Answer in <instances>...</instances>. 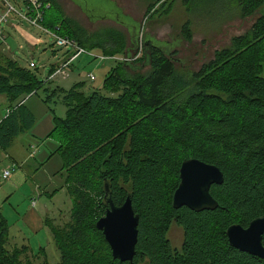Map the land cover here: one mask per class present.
<instances>
[{
    "label": "trees",
    "instance_id": "obj_1",
    "mask_svg": "<svg viewBox=\"0 0 264 264\" xmlns=\"http://www.w3.org/2000/svg\"><path fill=\"white\" fill-rule=\"evenodd\" d=\"M38 1V24L85 49L125 58L140 51L133 60L107 59L113 65L100 89L86 93L82 81L67 89L44 87L56 64L41 80L36 66H20L0 51V94L7 100L0 149L31 128L34 116L24 100L38 89L44 92L42 103L59 97L65 107L63 116L52 115L48 136L56 143L53 154L61 158L55 172L63 171L71 206L60 225L43 219L57 251L56 264H264L229 246L224 233L230 224L245 226L264 212V0H182L199 17L257 13L246 31L231 36L228 45L186 76L175 71L159 44L146 35L137 41V26L128 45L122 30L89 32L65 16L55 0ZM147 2L145 15L158 9L166 14L171 6V0ZM88 8L83 7L90 15ZM179 32L190 39L188 22ZM136 63L148 70H135ZM188 158L213 164L222 174V182L209 187L217 204L213 210L171 204L179 165ZM104 183L114 205L128 196L138 215L131 261L112 258L94 226L107 207ZM172 222L182 232L178 247L167 238ZM7 241L8 224L0 212V264H33L38 257L48 264L43 247L34 255L26 244Z\"/></svg>",
    "mask_w": 264,
    "mask_h": 264
},
{
    "label": "rangeland",
    "instance_id": "obj_2",
    "mask_svg": "<svg viewBox=\"0 0 264 264\" xmlns=\"http://www.w3.org/2000/svg\"><path fill=\"white\" fill-rule=\"evenodd\" d=\"M55 1L65 16L89 32L113 27L122 30L128 36L126 32L128 27L118 21L129 19V23L138 25L137 41L146 35L155 44H159L170 58L175 71L183 76L197 70L203 62L212 57L214 50L228 45L231 36L246 31L257 15L256 13L240 18L234 11L229 16L199 17L190 8L185 9L182 0H171L170 9L166 14L159 13L158 9L149 15H145L147 0H98L99 6L104 10L88 9L90 10L88 15L71 0ZM3 2L9 3L16 10L25 9L21 0H0V8ZM16 18L18 25L31 30L32 35L39 37L42 43L28 44L23 36L7 28L6 24L3 31L5 35L8 33V37L4 40L5 44H0V51L3 52L1 57H9V53L20 66L25 67L27 59L32 60L36 66V76L44 80L48 67L52 64L58 67L65 59L59 61L64 49L54 45L52 32L45 33ZM184 22H188L190 29L189 40L183 39L179 32ZM128 45H131L129 40ZM91 51L94 54H101L97 48ZM73 61L67 77L64 78L65 73L57 72L49 81L43 82L44 87L60 86L67 89L73 83L82 81L81 89L85 93L100 89L105 72L113 65L112 60L99 61L96 58L91 60L86 55H80ZM133 67L139 72L148 70V66L142 63H136ZM88 73L93 75L94 80L88 79L86 76ZM43 96L44 92L40 88L35 95L25 98V105L34 112V125L30 130L15 137L6 150L0 149V171L9 169V176L6 179L0 177V212L8 224L7 243L17 246L26 244L34 255L41 246L44 248L47 263L56 264L57 251L48 228L43 225V219L46 217L45 220L49 219L52 224L64 223L68 220L71 202L64 188L63 171L55 172L60 167L61 158L57 153L53 154L56 143L47 132L52 127V115L63 116L65 107L59 97H53L44 104L40 101ZM6 107L7 100L0 94V118L4 116ZM49 154L53 155L49 157ZM50 193L53 194L50 196ZM30 216L35 218L34 223L29 221ZM180 232L177 226L170 225L167 238L171 245L179 246ZM33 264L45 263L38 257Z\"/></svg>",
    "mask_w": 264,
    "mask_h": 264
},
{
    "label": "water",
    "instance_id": "obj_3",
    "mask_svg": "<svg viewBox=\"0 0 264 264\" xmlns=\"http://www.w3.org/2000/svg\"><path fill=\"white\" fill-rule=\"evenodd\" d=\"M72 1L79 4L77 0ZM134 37L135 34L129 36L131 45L134 42ZM178 178V184L171 196L172 206H185L192 211L215 208L216 201L208 192L210 184L222 182V174L215 165L195 158L185 159L179 165ZM102 197L107 203V208L103 215L95 220L94 226L100 230L112 258L119 261H130L134 253L138 216L132 210L128 196L120 205H114L104 185ZM260 232H264V215L249 221L245 228L238 224H230L225 229L227 242L230 246L264 257V248L258 241Z\"/></svg>",
    "mask_w": 264,
    "mask_h": 264
},
{
    "label": "built area",
    "instance_id": "obj_4",
    "mask_svg": "<svg viewBox=\"0 0 264 264\" xmlns=\"http://www.w3.org/2000/svg\"><path fill=\"white\" fill-rule=\"evenodd\" d=\"M25 6L24 11H21V9L16 10L12 5L9 3H4L2 4V9L0 10V44H5L4 40L6 38L5 32L3 31V26L6 25L9 21V17L14 15L18 17L19 19L25 21L31 26L37 27L39 30L43 32H51L42 26L38 24V22L41 19V4L38 0H21ZM53 37V43L55 46L59 48H63L65 53V59L61 61V63L56 67L49 75L48 79L54 76L57 72L60 74H64V78L67 77V72L69 70V64L76 59V57L80 55H86L92 59L96 58L99 61H104L107 59H117L120 61L123 60H133L136 58L139 54V50L136 51V53L128 58H125L123 56H104L102 54H94L92 51L85 49L81 46H79L75 40L72 38H69L68 36H62L58 35L54 32H52ZM42 43V40L39 37H35L34 43ZM118 57V58H117ZM27 66L33 67L35 66L34 62L32 60L28 61ZM89 80H94V77L92 74L88 73L86 74ZM9 175V169H2L0 171V177L2 179H6Z\"/></svg>",
    "mask_w": 264,
    "mask_h": 264
},
{
    "label": "flooded vegetation",
    "instance_id": "obj_5",
    "mask_svg": "<svg viewBox=\"0 0 264 264\" xmlns=\"http://www.w3.org/2000/svg\"><path fill=\"white\" fill-rule=\"evenodd\" d=\"M72 1V0H71ZM78 2H79V4H77V5H79V6H81L82 8L83 7H85V8H88V9H90L91 11H93L95 8L97 9V10H104L103 8H101L100 6H99V4H100V2L98 1V0H96V2H97V6L94 4V5H91V2L93 1V0H77ZM81 1V2H80ZM75 3V2H74ZM93 3H94V1H93ZM91 7H90V6ZM93 8V9H92ZM121 25H126V26H128V28L126 29V32H127V34H128V36L126 35V37L128 38V40H129V36L131 35V36H133L134 35V32H135V27L137 26V25H134V24H132V22H130L129 23V19H123V20H120V21H118ZM149 39H151V38H149ZM212 184H215V183H212ZM211 185V184H210ZM210 187V186H209ZM208 192H209V189H208ZM211 196V195H210ZM217 205V204H216ZM216 207V206H215ZM107 208V207H106ZM214 209V208H213ZM213 209H207V210H213ZM190 210V209H189ZM204 210V209H203ZM192 211V210H191ZM264 215V212L263 213H261V214H259V215H257V216H255V217H252V218H250L249 220H248V222H247V224L245 225V226H241V225H239L240 227H242V228H245L247 225H248V223H249V221H251L252 219H254V218H256V217H260V216H263ZM138 216V215H137ZM233 224H236V223H233ZM171 226L172 225H175V226H177L179 229H180V227L178 226V225H176L175 223H171L170 224ZM170 227V226H169ZM169 229V228H168ZM180 231H181V229H180ZM181 233V238H182V232H180ZM224 233H225V231H224ZM225 237H226V235H225ZM226 240H227V237H226ZM258 241H259V244L264 248V232H260L259 233V235H258ZM180 242H181V240H180ZM228 243V242H227ZM230 246V245H229ZM232 247V246H231ZM233 248H235V247H233ZM236 249V248H235ZM238 250V249H237ZM240 251V250H239ZM241 252H244V251H241ZM245 253H247V252H245ZM247 254H249V255H251V256H254V257H257V258H260V259H264V257H260V256H257V255H254V254H251V253H247ZM132 259V258H131ZM125 261H128V260H125ZM131 261V260H130ZM138 264H144L143 262H139Z\"/></svg>",
    "mask_w": 264,
    "mask_h": 264
},
{
    "label": "crops",
    "instance_id": "obj_6",
    "mask_svg": "<svg viewBox=\"0 0 264 264\" xmlns=\"http://www.w3.org/2000/svg\"><path fill=\"white\" fill-rule=\"evenodd\" d=\"M2 8H0V10H1ZM17 18H16V16H14V15H12V16H10L9 17V21H8V23H7V28H9L10 30H13V31H15L16 33H18L19 35H21V36H23V39L28 43V44H31V45H33V43H34V40H35V37L36 36H34V35H32V33H31V30H29V29H27L26 27H21L20 25H18L17 24ZM7 37H8V33H7ZM8 52V51H7ZM65 52L64 51H62V53H61V56H60V59H59V61H61L63 58H64V56H65V54H64ZM8 56L9 57H11V58H13V56L11 55V54H9L8 53ZM26 61V60H25ZM27 61H30V59H27ZM57 64H59V63H57ZM54 67H56V65L54 66ZM71 67L72 66H70V67H68L69 69H71ZM31 96H33V95H30V96H28V97H31ZM24 103L26 104V100H24ZM41 103V102H40ZM28 108V107H27ZM29 109V108H28ZM30 110V112L33 114V116H34V112L31 110V109H29ZM5 113H6V111H5ZM5 115V114H4ZM49 118H50V116H49ZM34 122H35V117H34ZM34 122H33V124H32V126L34 125ZM32 126H31V128H32ZM30 128V129H31ZM29 129V130H30ZM51 129V128H50ZM28 131V130H27ZM49 132V131H48ZM47 132V133H48ZM23 134V133H22ZM18 136V135H17ZM16 136V137H17ZM53 155V154H52ZM50 157V156H49ZM58 169V168H57ZM9 176V175H8ZM29 221L31 222V223H34L35 222V218L33 217V216H30V218H29Z\"/></svg>",
    "mask_w": 264,
    "mask_h": 264
},
{
    "label": "bare ground",
    "instance_id": "obj_7",
    "mask_svg": "<svg viewBox=\"0 0 264 264\" xmlns=\"http://www.w3.org/2000/svg\"><path fill=\"white\" fill-rule=\"evenodd\" d=\"M104 185L106 186V188H107V190H108V187H107V184L106 183H104ZM104 190V189H103ZM108 193H109V191H108ZM110 198V197H109ZM111 200V199H110ZM112 202V201H111ZM174 207V206H173ZM136 234H137V231H136ZM135 243H136V241H135ZM135 246V245H134ZM134 254V253H133ZM133 256V255H132Z\"/></svg>",
    "mask_w": 264,
    "mask_h": 264
}]
</instances>
